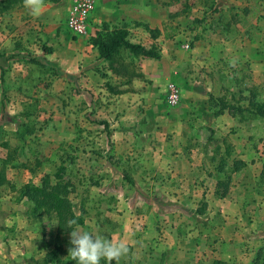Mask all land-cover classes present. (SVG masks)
<instances>
[{"label":"rangeland","instance_id":"obj_1","mask_svg":"<svg viewBox=\"0 0 264 264\" xmlns=\"http://www.w3.org/2000/svg\"><path fill=\"white\" fill-rule=\"evenodd\" d=\"M71 2L43 0L33 16L23 1L0 0V264H44L51 248L43 240L54 233L53 221L32 216L20 188L40 183L61 165L74 184L76 211H87L78 227L115 242L111 229L119 214L134 209L123 195L143 187L123 178V147L159 140L152 130L163 129L180 112V105L169 107L166 100L168 85L178 82L164 71L154 74L155 60L125 54L116 72L99 57L91 39L105 27L126 28L131 41L158 45L168 63L210 37L209 45L200 47L214 48L216 56L204 57L208 61L195 72L217 78L222 97L229 95L225 85L234 84L255 87L264 97L250 62L236 63L230 52H218L242 44L240 39L225 42L223 32L237 38L260 30L264 0H95L84 36L73 35L67 26ZM145 25L162 34L152 38ZM69 240L70 233L62 236L64 249ZM142 251L129 263L139 264L146 257ZM62 256L67 259L68 253ZM130 256L119 263L127 264Z\"/></svg>","mask_w":264,"mask_h":264},{"label":"crops","instance_id":"obj_2","mask_svg":"<svg viewBox=\"0 0 264 264\" xmlns=\"http://www.w3.org/2000/svg\"><path fill=\"white\" fill-rule=\"evenodd\" d=\"M257 28L237 38L223 32L225 42L240 39L242 44L218 52H230L236 63L250 62L255 85L264 86V23L257 22ZM209 43L206 36L171 63L164 50L161 59H153L154 74L164 71L178 82L180 100L174 108L181 109L172 123L152 130L159 140L123 147V178L143 186L132 196L123 195L134 209L119 214L111 229L115 242L129 247L127 264L142 250L146 257L139 264H252L264 246V120L243 122L229 109L217 112L216 97L224 98L217 78L195 72L208 61L204 57L216 56L214 48L200 47ZM225 86L232 103L247 91L237 84ZM236 159L245 165L234 171ZM226 175L231 186L221 197L217 184Z\"/></svg>","mask_w":264,"mask_h":264},{"label":"trees","instance_id":"obj_3","mask_svg":"<svg viewBox=\"0 0 264 264\" xmlns=\"http://www.w3.org/2000/svg\"><path fill=\"white\" fill-rule=\"evenodd\" d=\"M10 2H13V0H10ZM145 28L150 30L151 36L154 39H157L162 34L160 28L152 30L148 25H145ZM129 37L130 31L126 28L111 30L105 27V30L96 37H93L91 41L97 47L99 57L107 61L116 72L118 70L114 66L116 64H123L125 54L140 59H161V49L158 45L145 46L142 43L131 41ZM245 90L249 92V96L244 97L245 91L241 90V95L236 103L227 101L225 97L223 99L216 97L215 106H219L217 112L229 109L232 112L240 114V120L243 122H247L248 120H264V97H262V94L258 90L256 91L255 87ZM122 92L120 90L117 91V93ZM211 104L214 105V103ZM101 123L104 122L101 121ZM221 163L222 166L227 165L226 158ZM234 164L235 166L232 170L235 171L240 170L245 165V162L236 159L234 160ZM66 176V167L65 165H61L54 174H46L42 177L40 183L29 182L20 188V198L28 199L31 203L30 211L32 216L39 218V216L45 215L53 221L54 233L51 234L49 239L45 236L43 240V245L47 249L51 248L43 257L44 264H75L74 261H71L70 257L63 259L62 255L68 253L69 247L64 249L62 236L70 233L71 229L68 227V222L71 220L77 222L73 227L83 226L87 211L85 209L80 213L76 211V205L71 197L74 191V184ZM230 179L226 175L224 179L218 182L216 192L221 197H225L228 194L231 186ZM122 263L124 262H120L119 264ZM101 264H107V262L102 260ZM113 264H116V262L113 261ZM215 264L220 263L216 262ZM252 264H264V246L259 250Z\"/></svg>","mask_w":264,"mask_h":264},{"label":"clouds","instance_id":"obj_4","mask_svg":"<svg viewBox=\"0 0 264 264\" xmlns=\"http://www.w3.org/2000/svg\"><path fill=\"white\" fill-rule=\"evenodd\" d=\"M23 3L30 14L36 16L43 5V0H23ZM76 223L75 220L68 222V227L71 229L68 257L75 264H101L102 260L107 264H113V261L119 264L121 258L128 255L129 247L123 241L117 243L89 231H82L78 226L73 227Z\"/></svg>","mask_w":264,"mask_h":264},{"label":"built area","instance_id":"obj_5","mask_svg":"<svg viewBox=\"0 0 264 264\" xmlns=\"http://www.w3.org/2000/svg\"><path fill=\"white\" fill-rule=\"evenodd\" d=\"M94 9L95 0H72L67 26L73 35L84 36L88 33V26L90 25ZM189 47V44L185 45V48ZM166 100L171 107L178 104L180 100V92L175 83H170L168 85Z\"/></svg>","mask_w":264,"mask_h":264}]
</instances>
